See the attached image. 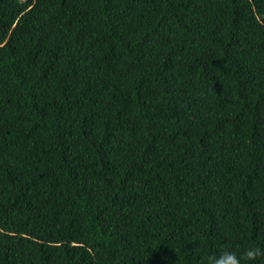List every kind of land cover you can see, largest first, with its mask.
Wrapping results in <instances>:
<instances>
[{
    "label": "trees",
    "instance_id": "obj_1",
    "mask_svg": "<svg viewBox=\"0 0 264 264\" xmlns=\"http://www.w3.org/2000/svg\"><path fill=\"white\" fill-rule=\"evenodd\" d=\"M264 253V0H0V264Z\"/></svg>",
    "mask_w": 264,
    "mask_h": 264
},
{
    "label": "clouds",
    "instance_id": "obj_2",
    "mask_svg": "<svg viewBox=\"0 0 264 264\" xmlns=\"http://www.w3.org/2000/svg\"><path fill=\"white\" fill-rule=\"evenodd\" d=\"M259 255H264V253H261L259 249L253 248L245 251L244 258L249 261H254ZM221 260H226L227 264H240V259L235 254L229 252H225ZM208 264H221V261L214 260V258L210 257L208 259Z\"/></svg>",
    "mask_w": 264,
    "mask_h": 264
}]
</instances>
